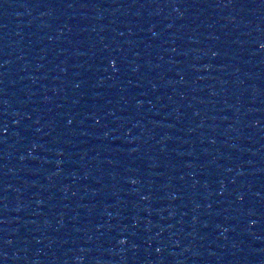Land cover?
I'll return each instance as SVG.
<instances>
[{"label":"water","instance_id":"95a60500","mask_svg":"<svg viewBox=\"0 0 264 264\" xmlns=\"http://www.w3.org/2000/svg\"><path fill=\"white\" fill-rule=\"evenodd\" d=\"M50 0H0V264H23L46 85Z\"/></svg>","mask_w":264,"mask_h":264},{"label":"snow or ice","instance_id":"6c2138e0","mask_svg":"<svg viewBox=\"0 0 264 264\" xmlns=\"http://www.w3.org/2000/svg\"><path fill=\"white\" fill-rule=\"evenodd\" d=\"M260 46H261L262 48H264V44H261ZM157 251H159V249H157Z\"/></svg>","mask_w":264,"mask_h":264}]
</instances>
